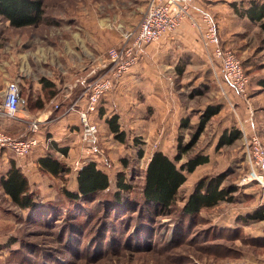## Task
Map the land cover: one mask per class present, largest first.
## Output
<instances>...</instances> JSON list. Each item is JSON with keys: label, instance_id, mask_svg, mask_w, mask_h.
Instances as JSON below:
<instances>
[{"label": "rangeland", "instance_id": "374dc122", "mask_svg": "<svg viewBox=\"0 0 264 264\" xmlns=\"http://www.w3.org/2000/svg\"><path fill=\"white\" fill-rule=\"evenodd\" d=\"M41 1L45 14L37 27L16 29L0 17V102L5 95L4 87L17 80L20 69L35 83L39 82L37 78L53 73L59 87L55 97L60 100L59 94L65 95L63 72L77 69L81 61L87 71L100 62L103 68L107 51L119 45L126 32L137 27L149 2ZM239 25L243 33L229 47L249 74L250 85L245 97L232 93L220 69L210 64L205 52L198 55L177 38L168 43L163 38L143 47L138 65L123 79L124 85L103 99L97 109L96 113L113 99L118 108L124 106L132 115L123 122L125 143L113 136L107 140L111 142L107 150L98 145L99 165L109 174L111 183L102 193L105 209L101 216L94 210L93 221L105 213L109 219L107 211L109 204L113 205L112 196L118 191L119 177L133 187L136 194L132 196L139 198L152 153L162 149L174 159L179 141L183 145L190 141L204 112L209 107H220L193 150L179 163L184 165L196 155L210 158L207 165L187 175L174 214L141 224L137 218L140 207L135 205L130 208L128 230L118 232L113 228L117 219L112 218L113 226L105 228L106 236L100 234V229L96 237L89 238L96 229L95 226L93 229L94 223L76 226L71 215L77 213V208L66 199L63 189L76 190L74 168L90 159H81L76 166V160L64 161L54 152L51 155L72 171L69 175L54 177L42 172L38 165L27 164L31 154L15 161L7 153V160H0V179L12 162L21 166L32 185L37 206L34 210L17 208L0 185V264H264V220L248 219L264 212V190L255 181L244 182V178L251 177L247 149L250 137L258 136L264 145V90L258 85L264 77V33L257 23L245 20ZM45 94L42 89L33 98L38 107L44 106ZM24 105L27 106L25 98ZM56 106L55 103L53 108L59 110ZM92 120L95 124L96 120ZM7 122L0 121V125L14 135L7 127L8 119ZM22 125L23 131H27L28 124ZM228 130H239L241 138L233 145L217 148L220 136ZM102 131L107 135L106 130ZM140 149L144 157L139 156ZM220 174L225 176L224 186L237 189L233 201L203 211L198 222L196 219L188 223L189 218L180 214L186 197L200 178ZM97 203L98 199L87 205L96 209ZM67 215L68 221H64ZM80 228H84L83 233ZM98 236L105 238L103 246L100 241L97 246L94 244L93 239ZM77 244L80 250H75Z\"/></svg>", "mask_w": 264, "mask_h": 264}, {"label": "trees", "instance_id": "16d2710c", "mask_svg": "<svg viewBox=\"0 0 264 264\" xmlns=\"http://www.w3.org/2000/svg\"><path fill=\"white\" fill-rule=\"evenodd\" d=\"M242 4L244 6L241 8L234 5L237 14L247 18L251 22L259 24L261 30L264 32V3L257 0H249ZM44 14V7L41 0H0V17L16 29L39 26L44 20ZM42 83L44 89L51 86L44 80ZM258 85L264 90V77L260 78ZM23 91L25 92L26 89ZM24 92L22 97L25 98L29 110L37 111L44 108L43 105L38 107L36 101H33L32 94L28 90ZM52 95H55V93L53 92ZM238 97L240 96L238 95ZM219 111L220 107H209L204 112L190 141L184 145L179 141L178 154L174 159H171L168 155L160 151H156L152 155L147 164L144 184L141 188L139 198L132 196V194H136L134 193L133 187L127 184L122 177H119L117 183L118 191L112 196L111 200L113 205L109 204V211H107L110 212L109 219L106 218L108 214L103 213L104 215L102 217L93 221V211H99V216H101V212L105 209L103 202H101L103 199L102 193L110 187V176L99 168L95 162H90L83 166L77 173L76 190L63 189V194L66 199L74 208H77L75 210L77 213L71 215L75 218L76 226L79 227L81 223L83 226V222L87 223V225L94 223L93 229H96L94 233L91 232L88 235L89 238H93V236L96 237L98 235L97 233H99L100 229H102L100 234L103 235L105 228L109 229L113 226L112 218H116L117 223H114L113 228L117 229L118 232L128 230V222L132 217L130 208L135 205L140 207L137 218L141 224H144V222L150 223L160 218L171 217L175 212L179 192L187 182V175L193 174L199 167L207 165L210 162V158L208 155H196L189 158L184 165H179V163L185 154H189L193 150L200 135L204 132L207 123ZM106 122L115 139L120 143H125L127 136L126 132L121 129L119 117L115 115L107 119ZM240 138L241 132L239 130L225 131L219 138L217 148L220 149L224 146L233 145ZM55 148L62 154H67V150L65 149H58L57 146ZM143 154V151L140 150V157H143ZM38 166L42 172L54 177L69 175L72 172L67 165L52 155L40 158L38 160ZM224 181V174L215 177L206 176L200 178L192 192L186 197L183 207L180 210L181 216L189 218L188 223H193L196 219V222H198L203 211L213 209L223 202H232L233 194L237 189L235 187L224 186ZM0 185L5 195L9 197L12 204L17 208L22 210H34L36 208L37 205L32 185L23 170L15 162L11 163V167L6 175L0 179ZM97 199L99 203L94 205L96 209L88 207L87 202L96 201ZM121 212H125L124 215H121ZM68 216L63 220L68 221ZM248 219L262 221L264 220V212L261 211L255 216H249ZM80 229H82L83 233L84 228ZM106 231L108 232V230ZM104 235L106 236V234ZM99 236L93 239L94 244L97 246L98 241H100L103 246L105 238H99ZM75 250H80V245L77 244Z\"/></svg>", "mask_w": 264, "mask_h": 264}, {"label": "built area", "instance_id": "2783aa9c", "mask_svg": "<svg viewBox=\"0 0 264 264\" xmlns=\"http://www.w3.org/2000/svg\"><path fill=\"white\" fill-rule=\"evenodd\" d=\"M195 3L196 0H149L137 27L132 32H126L123 41L107 51L106 65L101 73L94 71V77L83 80V92L70 104L66 113L76 112L79 115L82 142L92 153L98 154L100 150L97 148L99 129L92 122L91 115L97 112L103 99L113 93L138 65L143 47L174 35L187 19H193L191 13ZM201 20L200 26L195 25L212 66L220 68L232 93L245 97L250 78L243 62L234 50L222 46L214 18L208 13H202ZM4 94L0 102V121L8 119L24 122L28 124V129L24 134L16 136L0 125V149L22 160L40 146L38 134L44 121L20 117L23 99L18 84H11ZM81 104L83 107L79 109ZM247 149L251 177L244 178V182L255 181L264 190V145L258 136L252 135Z\"/></svg>", "mask_w": 264, "mask_h": 264}, {"label": "crops", "instance_id": "0c3cea01", "mask_svg": "<svg viewBox=\"0 0 264 264\" xmlns=\"http://www.w3.org/2000/svg\"><path fill=\"white\" fill-rule=\"evenodd\" d=\"M246 1H249V0H196L195 7L192 10L193 19L190 21L193 28L189 22L185 21V23H183V25L179 28L177 33H175L171 39L170 38L167 39V37H164V43H168L167 41L177 38L179 41L184 42L186 45H188L190 49H192V51H195L194 53L199 55L205 52L204 55H206V57L208 58L207 53L201 41L198 27L195 24H198L200 26L202 24V20H201L202 13H209V14H212V17L214 18V21L216 23L218 35L221 40L222 46L225 48L231 49L229 45L230 46H232L233 44L235 45V43H237L236 42L237 37L241 33H243L241 26L239 25L240 22H243L245 20L249 21L247 18L241 17L237 14L235 10V6L238 8H241L242 6H244L242 3ZM257 1H261L262 3H264V0H257ZM234 22L236 23V25H234ZM251 23H254V22H251ZM194 28L195 29L197 28L196 29L198 30L197 34L195 33ZM82 62L83 61H81V63L78 64L77 69L72 70L70 72L68 71L63 72V76L65 77V79L63 80L64 82L63 91L65 95L60 96L59 94L60 100H57L55 95H52V93L55 92L56 89H59L58 82L54 80L53 73H51L49 76H46V77L37 78L39 79V82L35 83L31 79L30 75L23 74L22 69H20V72H19L20 74L17 76V80L14 81V84L19 85L20 90H21V96L23 95V90L26 89L30 92V94H32L34 98L37 92L44 89V86L42 83L43 80L49 85H51L49 88L44 89L46 92L45 94L46 96H44L45 103H44L43 109L37 110V111H31L29 110V108H27V106L24 105L20 113L21 116L27 119L33 120V119L39 118L44 121V123H42L40 126V132L38 134V138L41 141L40 146L37 147L31 153L30 160L26 162L27 164L29 165L31 164V166L33 165L36 166L38 165V160L40 158H44L55 152L57 154H60L64 158V161L69 160V158H72V161L76 160L74 161L76 163V166H77V163L81 159H90L88 163L95 162L97 166L102 169V167H100L101 165H99L100 164L99 154L92 153L89 149L86 148V146L82 142V125H81L79 115L76 112L66 113V109L70 106V104L74 102V100H76V98H78L83 92L84 90L83 80L85 78L94 77L95 75L94 71H96L97 73H101V70H102L101 62L98 65H96L95 68L89 71H87L86 66L84 65V63L82 64ZM217 67L218 66H216V68ZM127 76L125 77V79L127 78ZM124 80L113 93L121 89L122 85H124L123 84ZM10 85L11 84L9 82L7 86L4 87L3 91L6 92V90L8 89ZM113 93H111L110 95H112ZM116 102L113 101V99H111L107 104L103 105L104 108L100 109L98 113L92 114L91 118L96 120L95 124L98 126V129H99L97 148H98V145H102L103 148L107 150V148L109 147L111 143V142L108 143L107 140L110 141L113 138V134L110 132L107 122H106L107 119L117 115L119 117V123L121 125V129L125 131L123 122L126 120L128 115L129 116L132 115L131 113H128L126 111V108L124 106L121 108H118L117 105L119 104H117ZM55 103L56 105L59 106V110H55L53 108ZM82 107H83V104H81L78 108L81 109ZM54 112H56V114ZM5 121L6 123H8L7 120ZM23 123L17 122V121H10L7 127L12 130L14 135L16 134V136L17 135L19 136L26 132V131H23L24 129L23 128L24 126L22 125ZM102 130H106L107 135H103L104 131ZM48 134H50V136H48ZM55 146H57L58 149L67 150V154H62L61 152L57 151ZM1 151L3 152V155L0 157V160L1 162H4L7 160L6 155L11 154V153L0 149V152ZM101 151L103 152V149ZM156 151L163 152L165 155H167L165 151L162 149L156 150ZM156 151H154L152 155ZM152 155L150 156V159ZM143 157H144V154H143ZM12 158L15 161L17 160L14 156H12ZM88 163L82 164L81 167L77 166L76 168H74L76 177H77L78 171ZM7 169L9 170L10 168L7 167Z\"/></svg>", "mask_w": 264, "mask_h": 264}, {"label": "bare ground", "instance_id": "6f19581e", "mask_svg": "<svg viewBox=\"0 0 264 264\" xmlns=\"http://www.w3.org/2000/svg\"><path fill=\"white\" fill-rule=\"evenodd\" d=\"M59 109V108H58Z\"/></svg>", "mask_w": 264, "mask_h": 264}]
</instances>
